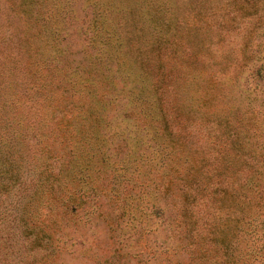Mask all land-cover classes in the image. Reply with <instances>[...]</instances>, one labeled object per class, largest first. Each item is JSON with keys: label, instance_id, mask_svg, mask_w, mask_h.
<instances>
[{"label": "rangeland", "instance_id": "obj_1", "mask_svg": "<svg viewBox=\"0 0 264 264\" xmlns=\"http://www.w3.org/2000/svg\"><path fill=\"white\" fill-rule=\"evenodd\" d=\"M31 1L0 0V264H264V0ZM137 138L153 199L114 183Z\"/></svg>", "mask_w": 264, "mask_h": 264}, {"label": "trees", "instance_id": "obj_2", "mask_svg": "<svg viewBox=\"0 0 264 264\" xmlns=\"http://www.w3.org/2000/svg\"><path fill=\"white\" fill-rule=\"evenodd\" d=\"M31 0H24L25 4L27 5L28 2H30ZM247 2H250V1H255L254 3L258 2L259 0H246ZM31 4V7H33V4L34 2L31 1L30 2ZM152 7L151 10V13L148 14L149 16V20L147 21L149 24H151L152 28H153V32L154 33H157L158 35L163 31V26L166 24V22L168 21V11L169 10H163L162 8L161 11H158V9L154 10L153 8H157V6H154L150 4V8ZM20 14L24 15V16H27V14L22 11ZM253 16H256V17H259V13H253L252 14ZM106 17L107 15L103 16V22H106ZM164 19V21L161 22V20ZM110 25H112V23H110ZM31 28V26L29 27ZM116 28V26H115ZM32 29V28H31ZM110 30L113 31L112 35L113 34H118V38L116 40H118L119 42L121 41V33L119 34L118 32V29H113L111 28ZM110 33V31H109ZM159 39H163L162 37L158 36ZM120 45H121V42H120ZM118 50H121L118 48ZM109 56V60L112 59V57L114 58V64L116 63V59H117V56L114 57L112 54H108ZM108 60V58H106ZM112 65V63H110ZM118 64V69H117V72L118 74H121V73H125L126 76L130 77L129 76V70H124L123 71V66L121 63H116ZM132 76H134V78H137V79H143L142 81H140L141 83L139 85H137V87H139L140 89V95L142 94L144 99H145V105H143L142 103L141 104H138L136 101L133 100L132 97H130L132 94L129 93L128 94V100L132 103V106L134 108V110L139 113V116L142 117L143 119H147V118H151L150 122L153 125V127L155 129L156 128V125L155 123H159L160 121L158 120L159 118L157 117L158 113L161 112L160 109H157V103L159 104L158 102V99L160 98L161 94L159 93L158 91V88H157V85H156V81L154 79H149L148 78H142L143 76V73L141 72L140 74H137V75H134L132 74ZM156 94H160L158 96V98L156 99V105H155V109L152 108L150 106V102L152 104V97L156 96ZM127 98V96H126ZM150 116V117H148ZM90 119V118H89ZM96 124V123H94ZM168 131V134L169 136H174V132L172 130V128L169 126V122L166 118V112H165V116H164V119H163V123H161ZM97 127V125H96ZM154 129V133L152 135V138L150 141H153L154 142V146L155 148L158 147L157 146V131ZM114 137V136H113ZM115 139H119V137L115 138ZM114 139V140H115ZM121 141H126V139H122ZM147 142H149V140H145V139H139L137 138V140L135 139L133 141V144L131 145V148H130V156H132L130 158V160H128V163L126 162V166H125V169H127V172L128 170H130L129 172V176L128 174H124V173H119L120 176H118L114 182L115 185L117 186H121V184H126V183H132V181H135V183L137 185H139V188L144 190V182L147 180L148 182L146 184L150 185L151 188H150V194H149V198H152L153 199V196L157 195L158 193L160 192H165V187H164V182L162 180L159 179L158 175H159V170H156V166H157V162L156 160L158 159V157L161 155L160 154V150L156 149L157 151H153L152 152V155L147 157L145 156L142 152H141V148L142 147H150L151 144L149 142V144L147 145ZM104 145L107 147V151H108V145H107V141L106 143H104ZM136 162H137V165H136ZM147 162L148 163V167H144V163ZM69 166L68 165H65L64 169L61 170L62 174L65 175L67 173H72L74 171L73 168H71L69 171ZM129 184V185H130ZM190 204V203H189ZM42 229V228H41ZM44 230V229H43ZM41 230L40 232L45 234V231ZM33 239H45V237H39V236H35Z\"/></svg>", "mask_w": 264, "mask_h": 264}]
</instances>
